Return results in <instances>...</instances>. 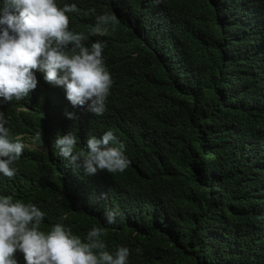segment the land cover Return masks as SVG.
Returning <instances> with one entry per match:
<instances>
[{
	"label": "trees",
	"instance_id": "obj_1",
	"mask_svg": "<svg viewBox=\"0 0 264 264\" xmlns=\"http://www.w3.org/2000/svg\"><path fill=\"white\" fill-rule=\"evenodd\" d=\"M56 2L76 5L69 29L86 46L106 41L114 83L99 117L66 108L63 88L45 82L49 97L74 114L75 152L85 151L83 133L112 130L130 164L86 175L48 131L38 150H23L14 177L0 176V195L40 207L44 231L62 222L83 238L103 228L107 250L128 247L129 264H264V0ZM101 13L118 23L90 35ZM20 106L0 102L10 134L39 132Z\"/></svg>",
	"mask_w": 264,
	"mask_h": 264
},
{
	"label": "clouds",
	"instance_id": "obj_2",
	"mask_svg": "<svg viewBox=\"0 0 264 264\" xmlns=\"http://www.w3.org/2000/svg\"><path fill=\"white\" fill-rule=\"evenodd\" d=\"M75 11V4L59 7L56 0H0V102L21 100L17 111L33 113L29 124L37 123L40 130L29 126L27 133L13 137L6 126L8 119L0 111V176L14 177L15 163L23 150H38L39 139L48 131L55 132L58 155L81 167L86 175L123 173L129 167L125 145L112 130L99 138L83 133L85 151L75 152L78 127L71 122L74 114L51 100L47 92L46 83L62 87L57 90L68 109L69 101L78 111L92 116H102L106 111L114 83L102 55L106 41L96 40L86 46L88 36L69 29L66 14ZM117 23L115 15L101 13L89 34L103 35ZM36 72L42 73L43 79ZM32 97L39 111L33 110ZM23 100H28L26 105ZM46 148L43 142L40 150ZM118 215V209H106L105 223L115 224ZM45 216L35 203L0 195V264H129L128 247L107 250L103 228L93 227L83 238L62 222L44 231L41 225ZM262 218L257 231L264 239Z\"/></svg>",
	"mask_w": 264,
	"mask_h": 264
},
{
	"label": "rangeland",
	"instance_id": "obj_3",
	"mask_svg": "<svg viewBox=\"0 0 264 264\" xmlns=\"http://www.w3.org/2000/svg\"><path fill=\"white\" fill-rule=\"evenodd\" d=\"M42 148H44V146H42Z\"/></svg>",
	"mask_w": 264,
	"mask_h": 264
}]
</instances>
